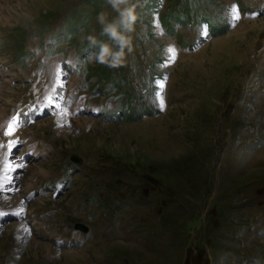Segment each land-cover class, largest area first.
<instances>
[{
	"label": "rangeland",
	"instance_id": "rangeland-1",
	"mask_svg": "<svg viewBox=\"0 0 264 264\" xmlns=\"http://www.w3.org/2000/svg\"><path fill=\"white\" fill-rule=\"evenodd\" d=\"M177 2L0 0V264H264V0Z\"/></svg>",
	"mask_w": 264,
	"mask_h": 264
},
{
	"label": "trees",
	"instance_id": "trees-1",
	"mask_svg": "<svg viewBox=\"0 0 264 264\" xmlns=\"http://www.w3.org/2000/svg\"><path fill=\"white\" fill-rule=\"evenodd\" d=\"M95 6L97 7V9L101 11L103 7V2L100 1ZM181 6L183 7V10L179 9V7ZM176 7L177 10L174 11V14L172 15L173 18H168L169 21L174 20V22L176 23H181L183 21L186 20L190 21L192 19V14H191L192 8L188 0H178ZM166 17L167 16H164L163 18V24L165 26L168 25L169 22L166 20ZM51 19H52L51 16H47V17L41 16L37 18L35 22L38 23V27L44 31L48 28V23L50 22ZM90 21H91L90 15L81 13L79 12V10H75L71 12V16L67 20L65 27L61 31L55 33L54 35L55 41L74 42L76 36L80 34V28L86 27L88 23H90ZM165 28L167 29V27ZM103 38L104 37L95 39L94 40L95 46L103 47L104 46ZM100 74L102 77L101 80H103V82H107L111 86L118 83V80L115 79V75L111 71L101 68ZM140 115H144V113Z\"/></svg>",
	"mask_w": 264,
	"mask_h": 264
},
{
	"label": "water",
	"instance_id": "water-1",
	"mask_svg": "<svg viewBox=\"0 0 264 264\" xmlns=\"http://www.w3.org/2000/svg\"><path fill=\"white\" fill-rule=\"evenodd\" d=\"M72 160H74V162H77L78 161V159L77 158H74V157L72 158Z\"/></svg>",
	"mask_w": 264,
	"mask_h": 264
}]
</instances>
